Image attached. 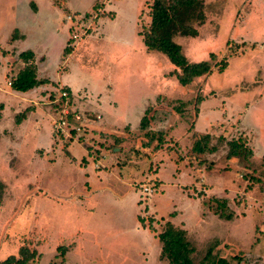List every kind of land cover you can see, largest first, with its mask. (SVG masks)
I'll use <instances>...</instances> for the list:
<instances>
[{
	"label": "rangeland",
	"instance_id": "374dc122",
	"mask_svg": "<svg viewBox=\"0 0 264 264\" xmlns=\"http://www.w3.org/2000/svg\"><path fill=\"white\" fill-rule=\"evenodd\" d=\"M37 1L44 15L46 11L51 14V6L62 7L64 15L71 14L66 11L67 0ZM104 1L108 0H98L95 8L89 10L88 18L83 23L78 20L68 34L63 27L65 23L58 21L57 16L49 24L33 29V33L46 40L43 42L49 47L52 62L59 58L56 51L62 39L58 33L66 31L65 55L72 53L75 67L92 84L90 89L84 85L78 93L71 94L69 106L77 111L87 107L88 123L97 119L98 114L101 118L94 122L102 124L105 120V115L95 111L98 107L93 108L102 96V92L94 96V89H115V94L106 91L114 96L115 105L122 104V110L136 109L151 99L156 102L149 107V115H153L149 128L162 131L159 142L163 144L158 151L150 150L152 147L143 150L140 142L149 137L144 136L141 141L138 136L139 131L141 135L144 132L135 128L137 109L130 113L131 122L123 114V118L110 123L106 134L102 135L98 128L86 130L89 125L82 118L73 123L74 134L71 130V134L64 135L54 127L62 114L53 101L64 88L57 85L53 90L55 99L52 96L45 102L38 98L36 101L45 110L42 120L39 117L36 121L39 140L46 141L49 130L54 140L47 157L41 161L35 153L30 155L31 137L25 144L20 142L21 149L15 137H0V180L5 185L0 202V261L11 254L18 256L20 248L27 247L37 251L27 264H151L149 258L153 254L143 256L141 250H156L162 244L158 234L170 223L192 247L189 258L193 264H213L219 257L231 264H264V0H203L204 18L192 22L196 32L177 33L173 38L188 61L208 59L212 65L210 73L195 77L187 85L180 84L176 76L179 68L164 53L146 50L134 34L119 32L117 39H108L100 33L88 34L95 32L93 21L103 14L100 5ZM120 1L123 19L131 22L134 4L144 0ZM26 2L0 0L2 39L10 26L28 20V14L21 9L27 6ZM78 18L79 15L72 14L73 21ZM89 19L92 26L87 22ZM0 44V63H8L2 55H12L10 46L4 41ZM210 53H215L214 59ZM221 60H227L228 65L219 72ZM16 62L13 60L12 66ZM2 70L3 67L0 81L4 86L0 85L11 91L12 86L6 82L12 74L7 72L3 80ZM7 97L0 94V103L8 102ZM32 107H27L25 113ZM12 112L8 110L7 126L15 123ZM126 123H132L130 131L124 128ZM112 132L124 133L127 140L119 145L116 142L119 136L113 139L116 134ZM206 133L210 136L205 140ZM238 136L246 138L252 149L250 157L245 156L244 150L228 155L227 139ZM73 139L88 149L106 143L108 154L128 160V169L133 171L129 175L131 180L136 176L135 189L120 181L119 188H114L111 177L102 178L91 197L66 201L67 197L61 193L63 187L86 191L82 189L78 169L64 168L57 161V143L61 142L59 147L64 152V144ZM197 142L216 149L195 152L192 147ZM157 145L154 137L151 146ZM145 185L152 191L143 192ZM116 192L119 195L115 197ZM211 197L227 200V207L234 212L230 220L219 217V208ZM137 212L141 216L146 214L145 225L153 227L147 238L133 232ZM81 229L91 231L82 233L85 236L80 239V247L72 250L76 246L74 232L81 234Z\"/></svg>",
	"mask_w": 264,
	"mask_h": 264
},
{
	"label": "crops",
	"instance_id": "0c3cea01",
	"mask_svg": "<svg viewBox=\"0 0 264 264\" xmlns=\"http://www.w3.org/2000/svg\"><path fill=\"white\" fill-rule=\"evenodd\" d=\"M97 1L98 0H95V1L94 0H67L65 1L66 6H67L66 11H70L71 14L67 13L68 15L67 14L64 15V10H62V7L60 8L59 6H53V7L51 6L52 9H50V12L52 15L48 11H46L47 12L46 14H48L46 16V14L44 15L43 11L40 12V7H39L37 0H33L31 2L27 0L26 2L27 6H24L21 9H24L26 11V14H28L29 16L28 20H21L18 23V25L13 26L12 28L10 26L8 30L9 32L4 39H2L0 35V42L4 41L5 43H8V45L10 46L9 51L12 54L10 56L6 54L5 57H3L2 55V59L6 60L8 63H2V64L0 63L1 67L4 68V70H2L3 72L1 73V78L4 80L5 77H2V76H5L6 73L9 71L11 73H17L16 69H19L20 67L24 66L26 63L23 59L19 57V54L31 52L33 54V57L32 59H29V62L33 61L37 66L36 67L37 79H41L45 81L42 84L35 86L27 91H19L13 88L10 91L9 89H7L8 86L6 88L3 87L4 84L0 81V83L3 85V86L0 85V94L8 96L6 98L8 99V102L3 101L0 103V137L1 138L2 137H15V143H18V146L20 142H22V144H25V142L27 141V138L31 137L33 139V142L29 144L30 155L32 156L35 153L36 157L38 159H41V161H43L47 157L46 152H49V150L52 149L51 142H54V140L52 139L53 134L51 130H49V135L46 141L41 142L42 140L41 141L39 140L41 138L39 134L40 129H38L36 121H37V118L39 117L42 120V117L45 114V110H44V105L39 103V101L37 102L36 100L43 99V101H45L47 100V98L49 99L52 98V96L55 99L54 89L58 86L59 87L62 86L64 89L69 91L71 95L73 93L75 94L78 93V90L81 89L84 85L85 87H87V89H90V85L92 84H91L90 79L84 80L82 77L83 74L75 67V62H72V59H74V57L72 56V53L70 54V56L65 55V49L67 48L66 44L68 40L67 35L65 34L66 31H63L64 34L58 33L60 38L62 39L60 41L61 43L58 44L57 51H56L59 58H55L54 61L51 62L49 61V56H50L49 47L45 46L44 45L45 43L43 42L44 37H42L39 34H37L36 36L33 33V29H36L43 24L44 26L46 24H49V22L52 20H55L57 16L58 21L65 23L63 24V27H65V29L67 30V34H68V31H70L71 27L75 24H78L77 23L78 20H81V22L83 23L85 21V20L83 21V19L88 18L87 15L89 14V10L95 8ZM150 1L151 0H144V1H141L140 3L135 1L136 3L133 6L134 13L131 18V22L123 19L124 11L121 7L120 0H108L106 2L104 1L105 3L100 5L103 7V14L100 15L98 18H96L95 21H93L94 24L90 19L87 20V22L91 26L92 24L94 25L92 29L93 31L95 30V32H91V33L89 32L88 34L92 36L93 33H100V35L105 36L106 38L108 37V39H112L116 37L119 38L117 33L128 31L130 35L134 34L136 38H138L139 41L141 39V41L143 42L142 36L139 35L140 25L143 20V18L142 19L140 18V15L143 10L148 11V7L146 4L149 3ZM73 13H75L76 15H79V18L75 19L76 21L72 20ZM109 14H112L113 16H109ZM144 20H146V16ZM56 30L59 31L60 28ZM42 32L43 31H41L40 33ZM115 33L117 35H115ZM144 47L146 48L145 44H144ZM125 48L129 49V47H125ZM146 50L148 49L146 48ZM63 55H65L66 58L62 60L61 57ZM76 55H79V54L75 53V56ZM11 57L13 60H17L14 66H12L13 60L10 59ZM1 67H0V71H1ZM6 84L10 85V81L7 80ZM43 90H46V91L42 93ZM106 90L115 94L114 92L115 89L107 88ZM106 90L105 91H101V89L92 90L95 94L94 96L98 94L97 92H102V96L100 97V102L96 101L93 104L95 105L93 108L97 106L98 108H95V111L100 112L101 114L105 115V120L102 121L103 125L98 124L97 122H94L101 118L99 114L97 115V119L90 121L88 123L89 116H88V111L86 110L87 107L81 108L82 111L78 110L81 117L83 118V121L85 123L87 122L86 123L87 126L89 125L86 130L89 131L90 129H93L95 131V128L96 130L98 128L102 131L101 133L102 135L106 134L105 132L111 128L110 123L115 120L120 119V117L123 118L124 116L123 114H125V118H127V120L131 122L130 113H132V111L134 112L136 109H137L136 111L138 112V115H137L138 121L135 125V128L137 127L136 129L140 130L139 122H140L141 117L144 115L145 110L149 108L150 106H152L153 102H156V101H153L150 99L148 101H145L144 102L145 104L137 107L136 109L135 108H127V109L125 108V110H122L123 108L121 106L122 104L118 103V105H115V103L113 102L114 99L112 100L114 96L108 93ZM9 91H10V94H9ZM57 96L58 97L55 100H53L54 102H58L59 95ZM15 100H17L16 104H15ZM89 101L91 100L89 99ZM66 103L68 102L66 101L65 104ZM29 106L31 107L33 106V107L30 108L25 113L24 110H26V108ZM12 108H15V111L12 112ZM154 108L156 107L154 106ZM9 109L14 116L13 118L15 119V123H12L10 126H7V124H5L6 123L5 121H6ZM71 109L73 111L77 110L72 107ZM88 109H90V105ZM21 113H25V114L23 118L21 119V121L17 122L16 118ZM124 128L125 129L128 128V131H130L132 128V123H126ZM94 131L92 132L95 133ZM140 132L141 131H139L138 136L141 140V138H143L144 136L141 135ZM112 134L113 135L116 134L114 135L115 138L117 136L120 137V138L117 137L119 141H116L119 145H122L127 140V135H125L124 133L112 132ZM24 135L26 136L25 137L26 139L25 138L22 139V136ZM111 137L113 136L111 135ZM115 138L113 137V139ZM106 140L107 139H105V141ZM36 142H37V145H35ZM140 143L142 144V142ZM22 144H20L19 146L20 149L22 147ZM60 145H61V142L57 143V148H56L57 161H60L61 164L64 166V168L73 167L75 169H78L80 176L82 178L81 182H83L82 189L86 190V191L82 190L81 192H77L75 187H72V186L63 187V190H61V193L63 192V195L67 197L65 198L66 201L80 199V198L82 199L83 197L86 198L87 196L91 197L95 193V190H96L95 185H97V183H100L102 181V178L104 179H107L110 177L113 178V181H111V178H110V182H111V186H113L114 188H119L118 181H120V182H124L125 184H127L131 189H135L134 183H135L136 176L131 180L129 175L133 171H130L128 169L130 166L128 160H125V161L119 160L120 156L118 157V154L112 155L110 154L111 152L108 154L109 151L106 149L107 148L106 143L105 145L103 144L104 146L98 145L99 147L97 146L96 147L97 149H92L91 147H89L88 149V147L84 143L74 141L73 139L67 142L66 145L64 144L65 146L64 149L66 152L61 151L59 147ZM119 145L116 147H119ZM151 147L153 146L143 147V150L150 149ZM32 148H34L35 150L32 151L31 150ZM39 150L42 151L41 152L42 155H40ZM160 152L161 154L163 153L162 151ZM83 160H84V163H83ZM116 169H120V170L116 171ZM156 176H159V174H156ZM157 178L159 181V177ZM67 182H70V180L67 179ZM160 184H162V182ZM117 195L119 194L117 193L115 197ZM118 200H121V198H118ZM137 215H138V212L136 214L137 221L133 227V232L135 234H139V236L140 234H143L144 237L147 238L148 233L151 230L150 229L148 230V227H144L141 225V223H139L140 221ZM90 231L81 229L79 231L81 232V234H78V235H77V231L74 232V242L76 246H74L72 250L78 249L80 247V239H83L82 237L85 236V235H82V233L85 234V233H89ZM141 254L143 256H151L153 254L154 257L149 258V260L152 261L151 264L169 262L166 257L162 256V244H160L159 247H157L156 250L154 251L150 249H148L147 251L145 249L141 250ZM144 258L147 259V257H144Z\"/></svg>",
	"mask_w": 264,
	"mask_h": 264
},
{
	"label": "trees",
	"instance_id": "16d2710c",
	"mask_svg": "<svg viewBox=\"0 0 264 264\" xmlns=\"http://www.w3.org/2000/svg\"><path fill=\"white\" fill-rule=\"evenodd\" d=\"M148 11L143 10L140 18L142 20L139 30V35L142 36L143 43L148 50H157L164 53L170 62L179 68V72L176 74L178 81L182 85L189 84L195 77L203 74L210 73L212 70L211 62L208 59L200 61H188L181 46L173 38L177 33L184 35L194 34L196 29L192 25L195 20L201 21L204 18V2L203 0H152L146 4ZM146 16V20H144ZM148 17V19H147ZM14 37V35H13ZM68 49L66 48L65 51ZM19 57L26 63L24 66L16 69L17 73H11L10 85L13 89L19 91H27L35 86H38L45 82L44 80L37 79L36 64L29 59H32L33 54L31 52L20 53ZM210 58H215V53H210ZM228 65L227 60H221L218 64V71L222 72ZM60 89L59 99L55 106L60 110L67 106L70 108V114L66 116L67 120L72 121L73 111L69 106V91L66 90L67 95H62ZM67 98V99H65ZM68 102L65 104V102ZM150 109L147 108L144 115L139 122V129L144 132L143 136L148 138L146 141H142L143 147H150L153 142V138H157L158 145L152 147V151L158 150L161 146L162 131H153L149 128L153 121V115H149ZM25 113H21L17 116L16 121L20 122ZM74 134V130L71 131ZM210 135L206 133L203 135V139L208 138ZM115 138V136H114ZM144 138V137H143ZM206 140V139H205ZM119 141V140H118ZM160 141V142H159ZM228 155H236L238 150H244V154L247 157L252 155V149L248 145L245 137H232L227 139ZM195 152H203L205 150H215L216 147L206 148V146L200 145L199 142L195 143L192 147ZM254 180H257V178ZM5 185L0 180V202L4 193ZM210 200L216 202L217 208H219L218 215L221 218L230 220L234 212L227 207V200L218 197H211ZM146 215V214H145ZM145 215H138V219L142 226L148 227L152 231L151 224L145 225L147 219ZM152 220L150 221V223ZM162 242V256L166 257L170 264H193L189 258V251L192 249L181 231H177L170 223H167L165 227L158 234ZM37 255L35 249H28L27 247H21L19 255H9L5 259L0 261V264H27ZM213 264H231L226 258L219 257L215 259ZM239 264V263H237Z\"/></svg>",
	"mask_w": 264,
	"mask_h": 264
},
{
	"label": "built area",
	"instance_id": "2783aa9c",
	"mask_svg": "<svg viewBox=\"0 0 264 264\" xmlns=\"http://www.w3.org/2000/svg\"><path fill=\"white\" fill-rule=\"evenodd\" d=\"M73 37H76V35H73ZM66 93H67V92H66L65 89H63V90L61 91V94H62V95H67ZM70 112H71L70 109H68V108L65 106V107L62 109V111H61L62 116H60L59 119L56 120V121L54 122V127H55V129H56L57 131L61 132V133L64 134V135L69 134L70 131H71L73 128L76 129V126H75L74 124H76L77 122H79V121L82 119V117H81V115H80L79 112H73V113H72V121L67 120L66 116H67L68 114H70ZM73 123H74V124H73ZM70 124H71L72 127H70V128L68 129V125H70ZM79 128H80V127L78 126L77 129H79ZM70 134H71V133H70ZM151 191H152V188H151V187L146 186V185L143 186V192H145V193H149V192H151Z\"/></svg>",
	"mask_w": 264,
	"mask_h": 264
}]
</instances>
